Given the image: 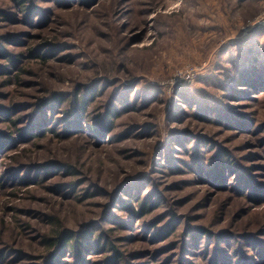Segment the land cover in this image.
<instances>
[{
  "label": "rangeland",
  "instance_id": "rangeland-1",
  "mask_svg": "<svg viewBox=\"0 0 264 264\" xmlns=\"http://www.w3.org/2000/svg\"><path fill=\"white\" fill-rule=\"evenodd\" d=\"M0 264H264V0H0Z\"/></svg>",
  "mask_w": 264,
  "mask_h": 264
},
{
  "label": "trees",
  "instance_id": "trees-1",
  "mask_svg": "<svg viewBox=\"0 0 264 264\" xmlns=\"http://www.w3.org/2000/svg\"><path fill=\"white\" fill-rule=\"evenodd\" d=\"M85 100V96H83V99ZM62 229L59 230V232L57 233L56 237H48L45 239V241L47 242L48 246L50 247H54L56 246L57 248H63L65 246H69V242L73 241V237L69 236L68 232L65 231H61ZM75 242H77V240H75ZM54 260L53 256L49 258V261L52 263Z\"/></svg>",
  "mask_w": 264,
  "mask_h": 264
}]
</instances>
